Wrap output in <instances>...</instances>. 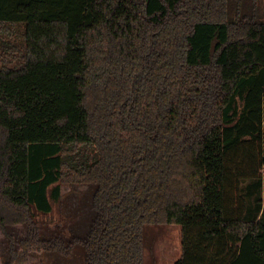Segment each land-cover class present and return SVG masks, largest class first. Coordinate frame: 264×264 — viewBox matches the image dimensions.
I'll list each match as a JSON object with an SVG mask.
<instances>
[{"label":"trees","instance_id":"16d2710c","mask_svg":"<svg viewBox=\"0 0 264 264\" xmlns=\"http://www.w3.org/2000/svg\"><path fill=\"white\" fill-rule=\"evenodd\" d=\"M62 184L97 186L69 243L32 212ZM150 224L182 227L175 264H264V0H0L6 264L75 244L86 264H144Z\"/></svg>","mask_w":264,"mask_h":264},{"label":"rangeland","instance_id":"374dc122","mask_svg":"<svg viewBox=\"0 0 264 264\" xmlns=\"http://www.w3.org/2000/svg\"><path fill=\"white\" fill-rule=\"evenodd\" d=\"M262 159L263 156L258 155L250 168L261 169ZM96 189L95 184H62L60 203L54 205L51 213H42L33 206L32 212L40 238H61L66 243L76 238H85L97 216L93 204ZM7 230L13 236L16 248L21 250L20 241L27 238V225L8 226ZM143 236L144 264L176 263L182 252L180 225H145ZM9 259V240L0 230V262L6 264ZM28 264H85V253L79 245H75L68 256L52 250L31 251Z\"/></svg>","mask_w":264,"mask_h":264},{"label":"flooded vegetation","instance_id":"af4514ba","mask_svg":"<svg viewBox=\"0 0 264 264\" xmlns=\"http://www.w3.org/2000/svg\"><path fill=\"white\" fill-rule=\"evenodd\" d=\"M88 235V234H87ZM87 237V236H86ZM85 237V238H86ZM61 239V238H60ZM81 239H84V238H81ZM63 240V239H62ZM64 241V240H63ZM65 242V241H64ZM66 243V242H65ZM75 245H79V244H75ZM79 246H81V245H79ZM75 247V246H74ZM74 247H73V249H74ZM82 248H83V246H81ZM83 250H84V248H83ZM73 251V250H72ZM59 253V252H58ZM72 253V252H71ZM84 253H85V250H84ZM61 254V253H60ZM85 255H86V253H85ZM68 256V255H67ZM85 264H86V262H85Z\"/></svg>","mask_w":264,"mask_h":264}]
</instances>
